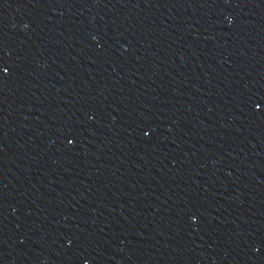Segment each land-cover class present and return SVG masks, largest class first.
Here are the masks:
<instances>
[{
  "label": "water",
  "instance_id": "1",
  "mask_svg": "<svg viewBox=\"0 0 264 264\" xmlns=\"http://www.w3.org/2000/svg\"><path fill=\"white\" fill-rule=\"evenodd\" d=\"M0 264H264V0H0Z\"/></svg>",
  "mask_w": 264,
  "mask_h": 264
}]
</instances>
